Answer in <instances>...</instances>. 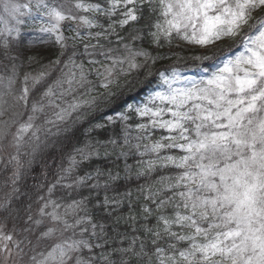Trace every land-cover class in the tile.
<instances>
[{
    "label": "snow or ice",
    "instance_id": "snow-or-ice-1",
    "mask_svg": "<svg viewBox=\"0 0 264 264\" xmlns=\"http://www.w3.org/2000/svg\"><path fill=\"white\" fill-rule=\"evenodd\" d=\"M25 28L40 33L42 44L54 42L59 51L21 79L24 64L18 61L29 67L39 63L38 51L26 55ZM125 29L127 36L121 35ZM145 38L156 48L174 41L199 48L192 58L208 62L200 69L205 75L182 79L174 67L158 71L162 90L88 130L116 129L107 140L75 148L69 166L48 187L49 198L39 197L40 215L59 227L41 233L40 239L55 242L39 258L32 255L31 264H264V0H0V59L8 62L0 74V117L11 113L0 120V151L15 150L9 160L14 162L13 192L25 175L21 155L34 157L42 135L66 132L62 126L73 114L79 121L82 109L110 103L122 77L144 69L147 78L158 60L171 58L133 46ZM226 39L234 43L210 51ZM53 73L59 74L49 83ZM44 84L30 104V94ZM101 149L105 157L115 153L124 160L123 176L108 171L103 185L100 169L95 176H75L79 165L98 158ZM163 171L170 174L155 176ZM136 179L145 181L137 187V202L144 201L139 214L130 211L112 221L131 233L117 231L107 220L94 221L87 197L66 205L51 199L57 185L102 186L119 194L121 180ZM90 180L96 183L88 185ZM122 197L105 195L96 207L111 218L124 200L134 207L131 191ZM9 203L0 207L7 211ZM138 216L144 221L139 226ZM152 217L156 222L149 226ZM23 243L0 232L2 264H24Z\"/></svg>",
    "mask_w": 264,
    "mask_h": 264
},
{
    "label": "trees",
    "instance_id": "trees-1",
    "mask_svg": "<svg viewBox=\"0 0 264 264\" xmlns=\"http://www.w3.org/2000/svg\"><path fill=\"white\" fill-rule=\"evenodd\" d=\"M142 24L143 21L141 22ZM135 44L146 45L150 44V42L148 38H145L143 41H136ZM31 50H33L32 52L39 51L38 49ZM37 96L35 92V97ZM85 121L79 122L76 125L68 123L62 126L67 127L68 130L61 132L60 135H50L47 137L42 135L41 138L44 143L41 144L40 149H38L34 157H29L31 164H28L24 169L25 175L24 179L20 181L19 191L11 197L10 206L7 211L5 210L7 215H12L14 211L21 212L26 210L28 205L32 206L35 204L43 194L41 192L43 181L47 180L48 182L49 179H56L58 169L63 163L66 164L69 159V154L73 153L75 148L83 146L90 139L86 130L87 121ZM52 131L55 132L56 129L53 128ZM107 131L97 132L93 136H97L101 140H106L108 138ZM89 164L91 168L108 167L105 160H95ZM10 173L12 171L9 172L8 170L2 169L0 170V177H6ZM39 179H41L40 182ZM21 215L14 216L19 217Z\"/></svg>",
    "mask_w": 264,
    "mask_h": 264
},
{
    "label": "rangeland",
    "instance_id": "rangeland-1",
    "mask_svg": "<svg viewBox=\"0 0 264 264\" xmlns=\"http://www.w3.org/2000/svg\"><path fill=\"white\" fill-rule=\"evenodd\" d=\"M21 2H24V0H21ZM65 35L71 36V35H73V33L66 32ZM55 54H57V53H55ZM55 54H49L48 56H40V57H38L39 63H33L31 65V67L28 66V64H27L26 61H24V60L21 61V63L24 64V67H22L21 69H19L20 75H21V79H22V76H23L24 72H33V74H35V72L40 69V67H41L42 64L43 65H47L49 63V60L54 59L55 58ZM5 63H8V62L3 60V62L0 63V74H2L3 71H4L3 66H4ZM200 73H201V75L199 77H197L194 74H190L189 77H194L196 79H199L202 75H205V73L202 72V71H200ZM58 74L59 73H56V76ZM185 77H187V76L184 75V74L181 75V78L182 79L185 78ZM20 86H21V83L18 80L17 81V84L15 85V87L18 90L20 88ZM177 86L179 87L180 85H177ZM158 90H162V86L161 85H159L154 91H158ZM153 92H151L149 94V96ZM68 99H71V97H68ZM142 102H140V103H142ZM94 109H96V108H93L91 110L82 109L81 111L84 113V116H85V115H88L90 112H92ZM47 111L51 112L52 109H47ZM10 115H11V113H6L5 116L0 117V120L9 119ZM76 115L77 114H73L72 120H75V116ZM40 119L43 121L44 117L41 115L40 116ZM69 121H71V120H69ZM15 130H16V125H13L12 128H11V132L14 133ZM8 140L9 141L11 140V136L8 137ZM4 143L7 144V141H5ZM8 147L9 146L5 147L4 149L6 151H9ZM101 154H103V149H101ZM1 158L2 157L0 156V161H1ZM110 171H114V172L115 171H120V173H121V170L119 168H114V169H112ZM93 176H95V174ZM106 180H107V173H105L104 176H101L99 178V182H100L101 185H102V182H104ZM90 182L91 183H96L95 180H90ZM9 184H12L11 183V180H10V183ZM57 187L58 188L55 189L52 192L51 199L54 200V201H56L57 203L62 204V205H66L68 203H71L72 200L70 198L67 199L66 193L68 191H71L72 189L65 188L62 185H58ZM4 193H5V195L8 194L9 193V190H5ZM105 195H107L109 197H113L114 196L113 193H110V194L105 193L102 196L103 199H104V196ZM48 198H49V196L47 195L46 198H45V200H47ZM117 198H120V196H117ZM103 199H102V201H103ZM42 204H43V201H42ZM123 206H124V203H123V205L119 209H117V211L121 210ZM41 207H42V205H41ZM87 207H88V210H89L90 214L93 216V207H89V206H87ZM128 207H129V205H128ZM47 211H51V208H49ZM60 211H63V208H61ZM171 211H172L171 209L168 210L169 213H171ZM134 212H135V209L133 208L132 213L134 214ZM129 213H122L121 216L127 217L129 215ZM81 215H83V213H81ZM38 217L40 218L39 220L42 219L41 220L42 223L40 225H36L35 224L34 225L35 228L33 230H30V231H25V228H18V227H15V226H9V225H7V223H5V224L2 223V226H1V232H3L4 234H10V235H12L14 240H18V238H19V239H22L24 241V249H25V252L27 253V255H25V257H24V264H31L30 257L32 255H37V258H39V255L38 254L40 252H46L51 247V245L55 242V241H52V240L40 239V237H41V233L43 231H46L47 228H49V227H59V225H54L53 222L48 217H42L40 214H39ZM93 218H94V216H93ZM94 221H96L95 218H94ZM155 222L156 221H154L153 223H150V221H147V223L149 224V226L154 225ZM141 223H144V221L142 219H138L137 226H139V224H141ZM121 227H126L127 228V226L124 225V224H122ZM120 230H123V229H120ZM128 233H131V231H128ZM29 241H31L30 244H29ZM9 245H11V242H9ZM33 249H34V251H33Z\"/></svg>",
    "mask_w": 264,
    "mask_h": 264
}]
</instances>
